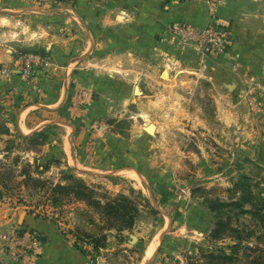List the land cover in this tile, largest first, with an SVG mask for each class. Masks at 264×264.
I'll return each mask as SVG.
<instances>
[{"label": "rangeland", "instance_id": "rangeland-1", "mask_svg": "<svg viewBox=\"0 0 264 264\" xmlns=\"http://www.w3.org/2000/svg\"><path fill=\"white\" fill-rule=\"evenodd\" d=\"M47 3L63 5L61 0ZM97 8L107 13L109 0L98 1ZM106 17L109 21V12ZM18 20L30 24V30L37 29L35 20L22 15H18ZM37 21L39 25L49 22ZM102 24H93L98 37L92 54L88 53V62L96 72L109 74L104 63L109 58V32H102ZM106 26L109 28V23ZM17 32V58L32 53L46 55L37 42L38 35L28 39L29 34L21 33L19 28ZM171 56L179 61L177 54ZM75 63L68 60L63 65L65 71L75 68ZM56 66L62 67L54 61L52 69L56 70ZM165 69H161L158 83L141 85L146 91L145 98L137 95L141 104L128 106L122 115L90 123L91 135L106 132L125 142L126 148L109 161L114 173L106 176L83 165L80 153L89 152L92 145L87 146L88 150L74 146L79 162H73L70 154V159L63 160L61 144H57L63 135L60 127L51 125L40 133L45 139H24L15 128L17 114L29 102L38 103V99L23 98L13 108L9 102L12 98L0 94V205L25 207L31 216L61 225L64 234L79 238L83 252L89 255L92 250L90 255L104 264H209L204 256L208 252L221 250L231 254L229 246L235 244V239L212 237L218 219L209 209L208 200L236 201L239 194L234 184L242 176L264 188V86L252 80L244 93L235 97L223 86L219 78L223 75L213 77L210 68L207 78L200 79L191 72L180 73L179 68H173L171 75L175 78L170 80L163 76ZM74 101L71 97V105L60 115L67 122L78 117L73 115ZM218 107L224 108L225 118H221ZM150 125L157 129L153 135L146 130ZM69 174L93 188L95 198L102 203L120 196L131 200L138 210L133 229L108 230V217L103 210L72 195H53L58 184L74 185L73 180L65 177ZM54 196L60 198L55 206ZM222 217L228 218L233 228L243 230L244 237L252 230L260 233L257 222L239 208L223 209ZM120 222L119 218L109 216V224L118 226ZM255 237L251 235L236 249L233 261L222 264H257L252 261L264 247L244 250L245 246L258 245ZM154 241L155 250L147 258L148 246ZM95 243L99 246L96 250Z\"/></svg>", "mask_w": 264, "mask_h": 264}, {"label": "crops", "instance_id": "crops-1", "mask_svg": "<svg viewBox=\"0 0 264 264\" xmlns=\"http://www.w3.org/2000/svg\"><path fill=\"white\" fill-rule=\"evenodd\" d=\"M98 1L103 0H75L74 7L69 8L48 5L47 0H0V18L12 21L8 26H0V94L12 98L9 102L13 108L23 98L38 99V103L29 102L19 111L15 128L21 136L30 137L51 125L60 127L63 135L57 144H61L63 160L70 159V154L73 162H79L74 146L81 149L92 145L90 150L87 148L89 152L80 151L85 169L104 172L103 176L113 172L109 161L126 148L125 142L106 132L91 135L90 123L122 115L128 106L141 104L140 97H146L143 84L158 83L161 69L166 68L163 76L170 80L174 77L173 68H179L180 73H194L202 61L206 65L205 78L209 68L213 77L223 75L219 76L223 86L235 97L241 96L252 80L264 86V0H109V21L108 12L97 8ZM207 1L213 2V7ZM18 15L35 20L37 29L31 28L30 32L37 33L45 56L62 65L56 66V70H37L34 83H28L19 73L15 54L18 40L11 38L13 32L18 33L14 27ZM38 19L49 22L39 25ZM95 22L103 23L102 32H109V58L104 61L109 74L89 66L88 53L92 54L98 37ZM217 22L230 27L229 48L220 56L201 58L192 47L173 41L168 33V27L175 23L204 28ZM173 53L179 61L171 56ZM68 60L76 63L75 68L66 72L63 65ZM2 68H9L10 74L2 75ZM69 95L75 100L73 115L79 117L75 116L73 122L60 116ZM218 110L225 118L224 108ZM153 130L151 135L157 131L155 127ZM14 227L41 238L34 254L22 264H104L90 255L92 250L89 255L83 252L79 238L64 234L61 225L35 218L25 207L0 205V229L8 232Z\"/></svg>", "mask_w": 264, "mask_h": 264}, {"label": "trees", "instance_id": "trees-1", "mask_svg": "<svg viewBox=\"0 0 264 264\" xmlns=\"http://www.w3.org/2000/svg\"><path fill=\"white\" fill-rule=\"evenodd\" d=\"M61 2L63 5L72 7L75 3V1L69 2L68 0H61ZM71 97L72 95L67 96L65 104L60 110V115H63L66 109L71 105ZM36 136L45 139L43 136H41L40 133L30 137H25L24 139L31 140ZM65 177L67 180H73L75 182L74 185L69 186L58 184L52 190L53 195H55L57 192L60 193V196L72 195L77 200L83 202L85 201L89 205H94L97 208L103 210L105 212V216L108 217L106 225L108 230L130 231L133 229L138 210L131 200L125 198L124 196H120L119 198L114 199L110 202L108 200L107 202L102 203L100 200L95 198L94 189L86 185L83 180L76 178L72 174H69ZM234 190H236V192L239 194V198L236 201L223 203L219 200H208L209 209L213 213H215L216 218L218 219L216 226L212 231V237L214 239H235V244L229 246L231 249V254H226L221 250H218L217 253H206L204 256L209 264H215V262L222 264V262L225 261H233L234 254L238 253L236 252V249L241 248L244 241L248 240L250 236L254 234L256 235L255 240L257 241L258 245L255 248H249L245 246L244 250L257 251L260 250L259 246L264 247V188H259L258 186L253 185L251 183V180L247 176H242L240 180L234 184ZM54 197H56L53 198V205L55 206L58 205L60 198L59 196ZM231 207L239 208L242 214H249L254 222H257V225L255 226L259 228L260 233L256 234V231L252 230L244 237L243 230L233 228L230 224V220L228 218L222 217V210ZM110 215L114 218H119L121 221L120 225L117 226L115 224H109ZM98 248V244L95 243L93 249L96 250ZM260 251V255H258L257 258H255L253 261L251 260L252 262H257V264H264V250ZM245 256L246 258H249V256Z\"/></svg>", "mask_w": 264, "mask_h": 264}, {"label": "built area", "instance_id": "built-area-1", "mask_svg": "<svg viewBox=\"0 0 264 264\" xmlns=\"http://www.w3.org/2000/svg\"><path fill=\"white\" fill-rule=\"evenodd\" d=\"M207 4L213 7V2L207 1ZM168 33L173 41H178L184 47H192L201 58L223 55L229 48L230 27L218 22L204 28L189 23H175L168 27ZM18 64L21 77L28 83H34L35 72L52 67L54 61L49 56L32 53L20 56ZM10 72L9 68L1 69L4 76H8ZM193 74L198 79L205 78L206 65L200 61ZM40 239L39 235L24 229L14 227L8 232L0 229V264H22L26 258L34 254L35 246L40 244Z\"/></svg>", "mask_w": 264, "mask_h": 264}, {"label": "clouds", "instance_id": "clouds-1", "mask_svg": "<svg viewBox=\"0 0 264 264\" xmlns=\"http://www.w3.org/2000/svg\"><path fill=\"white\" fill-rule=\"evenodd\" d=\"M12 24V21L9 18H0V26H8ZM14 27L19 28L21 33L29 34L28 39H33L37 36V33L30 32V24H26L21 20H16ZM18 33L13 32L11 38H17Z\"/></svg>", "mask_w": 264, "mask_h": 264}, {"label": "bare ground", "instance_id": "bare-ground-1", "mask_svg": "<svg viewBox=\"0 0 264 264\" xmlns=\"http://www.w3.org/2000/svg\"><path fill=\"white\" fill-rule=\"evenodd\" d=\"M151 126H152V125H151ZM152 127H153V126H152ZM152 127L149 128V133H150V134H152L153 131H154V130H153L154 127H153V128H152ZM155 245H156V244H155V241H154L150 246H148L149 248L147 249V255H146L145 257L148 258V257H150V256L152 255L153 251L155 250ZM150 258H151V257H150Z\"/></svg>", "mask_w": 264, "mask_h": 264}, {"label": "water", "instance_id": "water-1", "mask_svg": "<svg viewBox=\"0 0 264 264\" xmlns=\"http://www.w3.org/2000/svg\"><path fill=\"white\" fill-rule=\"evenodd\" d=\"M165 73H166V71L163 72V75H164ZM150 127H151V126H149V128H150ZM149 128H146V130H147L148 133H149ZM149 134H150V133H149ZM131 238H132L133 241H135V239H136L134 236H131Z\"/></svg>", "mask_w": 264, "mask_h": 264}]
</instances>
